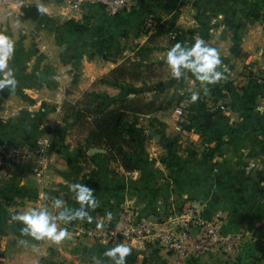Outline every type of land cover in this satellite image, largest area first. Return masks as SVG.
<instances>
[{
    "label": "crops",
    "instance_id": "1",
    "mask_svg": "<svg viewBox=\"0 0 264 264\" xmlns=\"http://www.w3.org/2000/svg\"><path fill=\"white\" fill-rule=\"evenodd\" d=\"M38 5L47 15L35 12ZM152 16L164 23V33L156 37L143 31ZM180 30L188 36L170 40L168 35ZM0 33L15 42L9 64L16 79L14 91L0 92V141L20 146L45 138L51 145L41 173L31 161L0 174V264H112L105 252L117 244L131 249L126 264H176L154 230H165L169 216L181 220L190 206L222 233L242 232L244 239L231 256L206 252L188 264H264L253 235L245 233L264 224V0H137L117 15L102 6L76 10L70 0H0ZM196 39L218 50L223 78L214 84L202 86L191 72L177 80L166 62L177 42L191 46ZM126 64L142 70L163 66L170 73L158 78L156 88L182 95L189 105L183 119L173 114L177 104L171 115L164 106L157 114H143L149 127L161 126L148 139L141 129L146 122L133 124L140 147L131 154V171L94 153L92 138L76 133L79 123L69 110L83 105L102 82L129 89L120 103L138 92L157 95L153 88L144 91L151 84L145 72L137 92L130 90L135 84L128 76L113 79L112 72ZM193 92L199 94L195 103ZM73 183L92 190L98 206L83 207L91 222L58 221V230L66 228L71 237L60 243L22 234L24 225L14 214L46 208L58 215L63 209L53 206L57 199L81 210L69 189ZM127 209L149 225L146 240L103 243L81 232L87 225L113 222Z\"/></svg>",
    "mask_w": 264,
    "mask_h": 264
},
{
    "label": "built area",
    "instance_id": "2",
    "mask_svg": "<svg viewBox=\"0 0 264 264\" xmlns=\"http://www.w3.org/2000/svg\"><path fill=\"white\" fill-rule=\"evenodd\" d=\"M136 3L137 0H70L71 6L76 10L84 8L85 5L102 6L109 15H117ZM160 23L161 21L156 17H149L143 29L153 34L158 31ZM180 103L175 107L173 114L183 119L187 115L189 105L185 102ZM32 145L19 148L0 141V174L8 175L20 163L31 161L34 157L39 158L38 173H41L51 145L45 138L37 139ZM166 222L165 230H154V232L157 235L156 240L173 254L176 264H188L197 255L212 251L231 256L239 249V241L236 237L222 233L216 222L201 218L192 206L184 211L181 220L176 221L173 216H169ZM147 227L149 225L136 220L133 210L127 209L114 222L91 224L80 229L92 239L111 243L119 240H146L151 234V230Z\"/></svg>",
    "mask_w": 264,
    "mask_h": 264
},
{
    "label": "clouds",
    "instance_id": "3",
    "mask_svg": "<svg viewBox=\"0 0 264 264\" xmlns=\"http://www.w3.org/2000/svg\"><path fill=\"white\" fill-rule=\"evenodd\" d=\"M35 12L39 16H44L47 15L48 10L38 5ZM14 51L15 42L7 35L0 33V89L7 87L10 90H15V74L9 64ZM166 62L171 69L172 76L177 80L187 75L188 72H191L202 86L214 84L223 78V73L217 70L222 63L218 50L206 44L203 39H196L191 46H188L187 43L177 42L168 50ZM198 99L199 94L193 92L191 102L195 103ZM69 189L76 193L75 199L81 204V210L72 211L64 207V201L57 199L53 201V206L56 209H63L58 215H53L46 208H30L23 213L14 214L13 220L22 222L24 225L21 229L22 234L30 235L36 239L47 238L55 243H60L65 238L71 237L66 228L58 230V221L67 225L73 220L87 218L91 222L92 217L83 210V207L87 205L94 209L98 206L96 200L92 199V190L79 183L69 185ZM130 252L131 249L127 245L117 244L115 247L107 249L105 256L111 258L112 264H126L125 258Z\"/></svg>",
    "mask_w": 264,
    "mask_h": 264
},
{
    "label": "trees",
    "instance_id": "4",
    "mask_svg": "<svg viewBox=\"0 0 264 264\" xmlns=\"http://www.w3.org/2000/svg\"><path fill=\"white\" fill-rule=\"evenodd\" d=\"M126 71V67L121 66L115 69L111 76L117 81L127 79ZM155 105L156 102L152 100L143 103L139 108L132 100L106 108H102L100 105L92 108L80 106L79 103L73 108L76 110L75 117L78 123L88 129V136L92 138L93 146L105 148L106 156L110 161L119 163L126 171H131L135 168L131 154L138 151L140 141L133 126L129 125L127 120L131 114H146L161 109ZM202 106L205 104L203 103ZM255 242V249L264 260V224L257 228Z\"/></svg>",
    "mask_w": 264,
    "mask_h": 264
},
{
    "label": "rangeland",
    "instance_id": "5",
    "mask_svg": "<svg viewBox=\"0 0 264 264\" xmlns=\"http://www.w3.org/2000/svg\"><path fill=\"white\" fill-rule=\"evenodd\" d=\"M125 10H123V11H125ZM160 21H161V23L159 24L158 31L154 32L153 34H149L145 30H143V31L147 35H149L151 37H156L157 35L163 34L164 30L162 28L164 27V23L162 22V20H160ZM166 33H167V31H166ZM168 33H167V35H168ZM177 33L178 32H175V31L170 33L171 35L170 34L168 35V37L170 36L169 37L170 40H172L173 38L176 39L177 35L180 38H182V37L188 36V34H189V32H184L183 30H180V32H179L180 34H177ZM211 33H213L215 35L216 30L213 29L211 31ZM125 67H126V70H127L126 74L128 73V76L130 77L131 82H133L135 84V85H131V87H130V90H132V92L133 91L134 92L141 91V88L137 86V83H139V80H140L139 77L144 72L147 74L148 81L151 83L150 85L147 84L146 87L143 88L144 91L147 90V89L149 90V88L150 89L153 88V89L157 90V91H155L156 94L158 95L157 99H154L151 96V93L150 94H142V93L138 92V94H136V97L133 98V100L135 101V105L137 104V106L140 108V107H142L143 103H145V102H149V101H152V100H154L156 102L158 101L155 106H157V107H163L164 106V107H167V108L169 107L170 110H168L169 111L168 113L171 115V110L174 108V106L176 104L178 105V103H180L182 101V99H181V98H183L182 95H177V96L176 95H172V94H167L166 95V94H164V92H162L161 87L160 88H156V84H154L156 81H158L159 77H161L163 75H167L170 72L167 69H164L163 66H158V65H153L152 67H150L148 69H144V70H142L139 67L132 66L131 64H126ZM102 85H104L103 82L100 85L97 86V88H98L97 90L98 91H95L96 93L94 95L90 94V95L85 96L82 101L84 103L85 102L86 103L85 104L83 103V105H81V106H90L92 108V107L100 105L102 108H106L107 106H112L114 104L120 103L122 98H124L126 95H128V93H130V92H128L129 89H126V90H123V89L114 90V89H111L110 87H105V86H102ZM207 97H208V95L206 96V98ZM161 100H163L162 103H161ZM73 106L74 105L69 107V110L71 112L73 111V115L75 116L76 110L73 108ZM154 113H156V112H153V114ZM150 114H152V113H150ZM131 115H130L129 119L127 120L129 125L133 126V124L136 125V124H139L140 122L143 123V121L146 122L143 125L145 128L144 129L141 128L143 130V133H144L146 139H148L152 135L157 134L158 131L161 129L160 124L153 125L155 128L152 127V126L149 127L148 125L149 124L151 125V123H149L150 121H148L149 117L147 115H143V114H138V115L131 114ZM78 132H83L84 134H88V129L84 128L83 125L79 124L76 133H78ZM35 142H36V140H35ZM35 142H31L29 144L32 145ZM29 144H26V145H29ZM26 145H20V146H17V147L22 148V147H24ZM32 146H34V145H32ZM95 149L103 150V151H105L104 154H107V150L105 148H97V147H95ZM89 150H90V148L88 147L87 144H85V146L83 148V152H87ZM31 161H33L34 165H36L37 162H38V160L35 159V158H33ZM31 161H24L23 165H27ZM20 165H22V163H20ZM252 196H254V195L252 194L250 197H252ZM124 211L122 210L121 213L124 212ZM119 216L120 215L118 214V216H116L114 221L118 220ZM261 225H263V224H261ZM261 225H259V226H261ZM259 226L258 225L250 226V227L246 228V231H245V233H251V235H253L254 244H256L255 235H256V232H257V228ZM225 234L232 235V236H234V237H236L238 239V241H239V249H238V251H239L240 248H241L243 239H244L243 233L242 232H227Z\"/></svg>",
    "mask_w": 264,
    "mask_h": 264
},
{
    "label": "water",
    "instance_id": "6",
    "mask_svg": "<svg viewBox=\"0 0 264 264\" xmlns=\"http://www.w3.org/2000/svg\"><path fill=\"white\" fill-rule=\"evenodd\" d=\"M0 92H2L1 89H0ZM157 97H158V95L153 96L154 99H157ZM93 152H94V153H104L105 151H103V150H99V149H94ZM34 241L37 242V241H39V239H36V238H35Z\"/></svg>",
    "mask_w": 264,
    "mask_h": 264
}]
</instances>
